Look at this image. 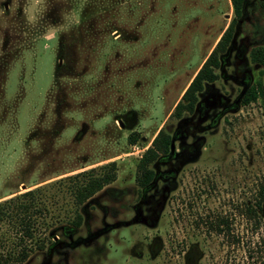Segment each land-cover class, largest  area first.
Segmentation results:
<instances>
[{"label": "rangeland", "instance_id": "obj_1", "mask_svg": "<svg viewBox=\"0 0 264 264\" xmlns=\"http://www.w3.org/2000/svg\"><path fill=\"white\" fill-rule=\"evenodd\" d=\"M233 18L231 0H0V202L44 185L51 228L82 218L8 264H264V116L259 100L240 102L264 85L251 60L264 0L244 2L194 111L172 114ZM160 128L174 151L141 187L137 163ZM109 161L115 180L75 206L58 179ZM220 217L224 233L209 227ZM15 231L0 220L6 246Z\"/></svg>", "mask_w": 264, "mask_h": 264}, {"label": "trees", "instance_id": "obj_2", "mask_svg": "<svg viewBox=\"0 0 264 264\" xmlns=\"http://www.w3.org/2000/svg\"><path fill=\"white\" fill-rule=\"evenodd\" d=\"M245 1L231 0L234 18L230 21L209 55L192 77L183 91L180 100L175 104L172 113L175 117L179 118L183 112H193L197 102V94L203 90L204 83L216 80L217 73L214 69L219 66V54L226 51L232 39L233 29L237 24V20L242 16ZM101 17L103 16H98V19ZM99 22L101 23V21ZM104 27H108L105 30L103 29L104 32L110 33L114 30V27L108 22H106ZM251 60L264 64V46H259L252 51ZM86 86L83 88V91L93 90L98 85L91 82ZM257 100L260 101L264 116V85L261 82L248 87L242 95L240 102L242 105H247ZM171 139V135L160 128L151 140L150 145L143 151L137 163V182L141 187L149 186L154 178V171L149 167L150 164L169 155ZM138 140L139 137L136 132L130 133L127 137L129 145L135 144ZM116 169L117 165L115 161H109L96 167L62 177L58 179V182H66L65 184H67L68 190L73 197V204L80 206L115 180ZM44 189L45 186L41 185L0 202V220L3 219L8 223H12L18 235L13 244L10 241L7 242L8 246H6L5 242L9 239H0V264L24 261L33 250H43L46 243L52 241L57 232L62 234L70 233V231H73V229L79 227L82 223L81 214L76 211L70 220L71 227L62 226L58 227L59 229L57 227L51 228V223L60 220V215L54 214L47 207L46 201L41 197ZM262 200H264V192L261 195V201L258 200L256 202V207L259 208L261 206ZM246 214H255V210L252 207H248ZM209 223L211 230L218 233L225 232L223 229L227 223L225 218L220 217L214 221V224L211 221ZM42 228L46 232L49 231L48 235L47 233L43 237L37 235V232ZM41 234H43L42 230ZM1 247L5 250H1Z\"/></svg>", "mask_w": 264, "mask_h": 264}, {"label": "water", "instance_id": "obj_3", "mask_svg": "<svg viewBox=\"0 0 264 264\" xmlns=\"http://www.w3.org/2000/svg\"><path fill=\"white\" fill-rule=\"evenodd\" d=\"M170 151L173 152L174 151V139H171V143H170Z\"/></svg>", "mask_w": 264, "mask_h": 264}]
</instances>
